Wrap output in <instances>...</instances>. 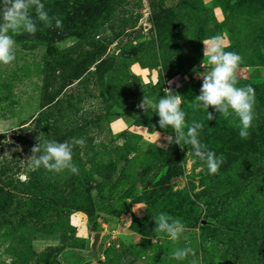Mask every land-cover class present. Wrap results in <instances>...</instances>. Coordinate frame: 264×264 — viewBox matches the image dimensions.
Here are the masks:
<instances>
[{
    "label": "rangeland",
    "instance_id": "obj_1",
    "mask_svg": "<svg viewBox=\"0 0 264 264\" xmlns=\"http://www.w3.org/2000/svg\"><path fill=\"white\" fill-rule=\"evenodd\" d=\"M41 2L50 21L30 8L37 31L10 33L15 59L0 64V264H264V0ZM217 34L242 57L237 86L255 89L245 138L234 114L210 106L207 120L192 103L202 85L193 69H210L203 42ZM85 64L44 109L58 77ZM165 89L223 158L217 173L140 107ZM81 138L77 173L32 167L37 143ZM161 212L184 224L177 241L156 230ZM94 232L103 236L91 257ZM178 247L192 251L177 261Z\"/></svg>",
    "mask_w": 264,
    "mask_h": 264
},
{
    "label": "clouds",
    "instance_id": "obj_2",
    "mask_svg": "<svg viewBox=\"0 0 264 264\" xmlns=\"http://www.w3.org/2000/svg\"><path fill=\"white\" fill-rule=\"evenodd\" d=\"M30 8L34 9L40 21H50L48 11L44 10L45 6L41 0H0V64L7 65L15 59V42L10 33L23 30L34 34L37 31ZM60 23L59 19L55 21L56 26ZM48 26H51V23ZM203 44L205 45L203 57L211 67L206 73L193 69L197 76L202 77L200 92L192 101L193 106L204 110L207 120L215 118L213 112L209 111L210 106L224 116L234 114L240 122L239 135L245 138L249 135L248 129L255 115V89L251 85L237 86L235 73L242 57L235 51L225 50L226 45L220 34L209 37ZM181 105L182 97L170 89H165L164 95L156 101L144 96L140 107L158 116L157 123L161 129L170 127L174 131L175 135L169 143L180 145L182 148L187 147L188 151L205 163L209 174L217 173L223 158L201 142L198 130L202 125L199 121L187 125L186 113ZM83 143L82 138L74 139L72 143L56 140L37 143L31 149L32 155L29 158L31 165L33 168L42 166L57 173L67 169L75 174L78 167L72 158L73 144ZM36 153L41 154L37 157ZM155 221L156 230L166 234L172 241H177L184 233V224L166 213L161 212ZM191 251L187 247H178L172 256L177 261H182Z\"/></svg>",
    "mask_w": 264,
    "mask_h": 264
},
{
    "label": "trees",
    "instance_id": "obj_3",
    "mask_svg": "<svg viewBox=\"0 0 264 264\" xmlns=\"http://www.w3.org/2000/svg\"><path fill=\"white\" fill-rule=\"evenodd\" d=\"M160 27V25H159ZM106 50V47L102 46L101 48L98 49L96 54L99 57H103L104 51ZM104 52V53H103ZM103 61V60H102ZM101 61V62H102ZM100 62V63H101ZM99 63V64H100ZM90 64H85L83 67L80 68H73L71 67L70 70H67L65 72L66 75H62L58 77V82L55 83L53 86L55 87V91L53 94H49L48 98L46 100V103L44 104L43 108L44 109H53L52 107L54 106L55 108L59 106L61 103V95L70 87L72 86L75 81H80L83 75L89 70ZM52 118H54V122H57V116L52 115ZM51 122V123H54ZM52 125V124H49Z\"/></svg>",
    "mask_w": 264,
    "mask_h": 264
},
{
    "label": "water",
    "instance_id": "obj_4",
    "mask_svg": "<svg viewBox=\"0 0 264 264\" xmlns=\"http://www.w3.org/2000/svg\"><path fill=\"white\" fill-rule=\"evenodd\" d=\"M201 224L203 226H212V227H221L216 222L210 221L209 219L202 220ZM223 228V227H221ZM103 233L102 232H94L91 236V244H90V251L86 254L91 257H95L98 255L99 252V244L102 239Z\"/></svg>",
    "mask_w": 264,
    "mask_h": 264
}]
</instances>
